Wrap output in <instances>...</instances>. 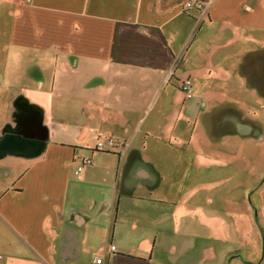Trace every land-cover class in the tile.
Listing matches in <instances>:
<instances>
[{"label": "crops", "instance_id": "0c3cea01", "mask_svg": "<svg viewBox=\"0 0 264 264\" xmlns=\"http://www.w3.org/2000/svg\"><path fill=\"white\" fill-rule=\"evenodd\" d=\"M187 1L14 0L0 61L26 81L0 138L45 147L0 158V264H264V0ZM232 157L244 228L200 240L189 176Z\"/></svg>", "mask_w": 264, "mask_h": 264}, {"label": "rangeland", "instance_id": "374dc122", "mask_svg": "<svg viewBox=\"0 0 264 264\" xmlns=\"http://www.w3.org/2000/svg\"><path fill=\"white\" fill-rule=\"evenodd\" d=\"M13 2L14 0H0V24L9 23V16L11 15ZM0 47L3 48L2 45ZM7 55L8 59L5 62L0 61V124L3 123L5 119H11L9 107H12L14 104L13 102L11 103V100L15 96V92L25 87L26 81V79L17 78L15 76L13 50L7 49ZM28 86H32L31 83H29ZM74 106L77 108V105ZM70 107L71 105H60L58 107L55 105L54 112H56L57 109L65 108L69 113ZM254 110L258 117L264 118V105H256V109ZM70 117L68 114L66 122L71 121ZM5 127L6 125H4L1 130ZM197 132L200 133L202 131L198 129ZM102 142L105 144L104 147H106L105 141L102 140ZM245 150L249 152V147ZM200 152H206V147L200 145L199 153ZM232 159L234 158L232 157L231 160ZM199 161L200 165L197 169L198 174L189 176L190 184H193V206H188L190 199H188V201L184 200L182 213L185 215L188 212V209H192L193 213L198 215V232L200 240L207 239V237L212 236L213 234L223 235L226 231L228 236L232 235L237 237V230H243L244 227L241 223L226 221V216L234 218L237 215H241L242 210H244V191L237 187L241 181L243 182L251 177L248 174L240 173L238 165L233 163L234 160H232L233 164H230L231 166H215L213 173L208 174L205 172L207 169L205 168V165L207 163L205 164L204 159L202 158H200ZM207 162L209 163L210 161ZM259 164L260 162L257 161L255 164L253 161V167L251 170L258 172L260 167L264 166V161H262L260 165ZM196 181L198 183L197 189H195ZM188 192H190V190L186 191V193ZM207 261L210 260L207 259ZM214 264H218V260H216Z\"/></svg>", "mask_w": 264, "mask_h": 264}, {"label": "water", "instance_id": "95a60500", "mask_svg": "<svg viewBox=\"0 0 264 264\" xmlns=\"http://www.w3.org/2000/svg\"><path fill=\"white\" fill-rule=\"evenodd\" d=\"M33 127L8 129L0 138V158L5 155H16L27 158L41 154L45 147V138L32 135Z\"/></svg>", "mask_w": 264, "mask_h": 264}, {"label": "built area", "instance_id": "2783aa9c", "mask_svg": "<svg viewBox=\"0 0 264 264\" xmlns=\"http://www.w3.org/2000/svg\"><path fill=\"white\" fill-rule=\"evenodd\" d=\"M184 10H189L193 7L197 8V9H202L203 5L201 2L199 1H194V0H188L187 2L184 3ZM181 91L184 93V96L186 99H190L193 95V90H192V82L190 79H185L180 86ZM106 143V147L105 144L101 141L97 142L96 144V148L98 149H103V148H109L112 149L115 146V142L112 140H108L105 142ZM90 160L89 159H82L80 164L76 167L74 174L75 175H79L81 170H82V166L84 164H89ZM110 250H114V246H110ZM93 264H102V261L100 258H95L93 260Z\"/></svg>", "mask_w": 264, "mask_h": 264}, {"label": "trees", "instance_id": "16d2710c", "mask_svg": "<svg viewBox=\"0 0 264 264\" xmlns=\"http://www.w3.org/2000/svg\"><path fill=\"white\" fill-rule=\"evenodd\" d=\"M96 149H98V148H96ZM98 150H100V149H98ZM102 152H107L106 150H104V151H102ZM263 233H264V226H263ZM263 238H264V234H263Z\"/></svg>", "mask_w": 264, "mask_h": 264}, {"label": "flooded vegetation", "instance_id": "af4514ba", "mask_svg": "<svg viewBox=\"0 0 264 264\" xmlns=\"http://www.w3.org/2000/svg\"><path fill=\"white\" fill-rule=\"evenodd\" d=\"M22 127H23V126H19V128H18V127H17V128H18V129H21Z\"/></svg>", "mask_w": 264, "mask_h": 264}]
</instances>
